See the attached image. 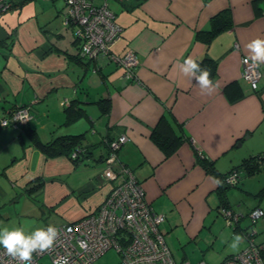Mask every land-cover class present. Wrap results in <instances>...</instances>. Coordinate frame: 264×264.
<instances>
[{
	"label": "crops",
	"instance_id": "obj_1",
	"mask_svg": "<svg viewBox=\"0 0 264 264\" xmlns=\"http://www.w3.org/2000/svg\"><path fill=\"white\" fill-rule=\"evenodd\" d=\"M35 8L34 15L16 25L0 22V118L18 105L28 106L31 115L17 130L0 127V204L11 200L15 189L35 190L57 212L74 203L75 212H63L68 221L84 216L110 189L101 174L107 141L125 135L128 140L117 158L133 172L145 201L164 215L160 229L169 250L173 234L178 252L185 236L205 250L215 249L221 261L246 247L243 232L250 225L244 218L253 208H262L263 195L254 194L264 188V171L250 176L238 170V183L229 187L227 196L230 210L240 218L228 226L219 205L218 179L200 160L212 161L224 175L249 158L264 157V64L258 68L255 89L241 77L248 55L245 45L264 39V0H144L124 8L133 11L132 17L117 19L114 13L121 37L112 52L133 53V77H125V70L111 62L99 68V82L87 71L93 63L84 68L74 58L69 28L60 32L57 26L45 25V19L38 18L44 9ZM227 8L232 27L207 45L196 41L195 33L209 29L211 17ZM71 44L75 46L74 40ZM188 57L216 63L212 95H202L195 80L180 73L179 65ZM94 86L100 96L95 101ZM105 98L100 108L95 102ZM68 106L83 112L65 123ZM162 114L181 136L166 156L150 138ZM32 129L43 142L84 133V143L101 154L92 153L95 160L89 167H74L63 155L48 158L30 145ZM96 162L102 168H96ZM89 185L94 189L86 194ZM258 225L257 236L264 234V217ZM237 234L243 240L233 249ZM181 260H187L184 252Z\"/></svg>",
	"mask_w": 264,
	"mask_h": 264
},
{
	"label": "built area",
	"instance_id": "obj_2",
	"mask_svg": "<svg viewBox=\"0 0 264 264\" xmlns=\"http://www.w3.org/2000/svg\"><path fill=\"white\" fill-rule=\"evenodd\" d=\"M14 0H0V18L13 6ZM67 12L62 18L63 26L71 30L80 59H110L125 70L127 78L133 77L137 64L133 53L122 56L111 53L114 43L120 38L121 27L116 25L113 14L104 6L94 4V0H64ZM241 77L255 89L260 79L258 68L243 62ZM24 117L27 120H21ZM30 116L26 107H17L10 118L0 122L1 126L12 125L17 129L27 124ZM128 140L120 135L107 142V155L101 174L110 182V189L96 209L84 216L55 226L60 235L54 249L43 254L33 253V264H53L58 257H67L68 264H92L104 252L114 249L119 255L116 264H189L175 261L165 243L160 226L165 220L144 199L143 190L133 172L119 162L117 151ZM72 157H75L73 153ZM238 170H233L223 178L227 187L236 185ZM264 195V193H263ZM226 225H234L240 215L223 208ZM264 212L254 208L246 217L255 223ZM242 217V215H241ZM255 231L243 232L247 245L239 252L224 258L219 264H264V243L254 239ZM85 242L87 247H81ZM0 264H17L5 255L0 247ZM197 264H206L201 261Z\"/></svg>",
	"mask_w": 264,
	"mask_h": 264
},
{
	"label": "rangeland",
	"instance_id": "obj_3",
	"mask_svg": "<svg viewBox=\"0 0 264 264\" xmlns=\"http://www.w3.org/2000/svg\"><path fill=\"white\" fill-rule=\"evenodd\" d=\"M102 1L103 0H94V4L99 5L101 4ZM108 4H109V8L111 9V11H113V13L116 14L117 19L124 18L125 16L132 17L131 14L133 13V11H129V12L126 11L124 8L121 7V5L118 2H115L114 0H108ZM37 6L44 9L43 14L42 15L40 14V17L38 18L40 19L44 18L45 25L57 26L60 32L67 30L63 26V23H62L63 14L66 11L65 8L63 7L64 6L63 0H55L54 2L47 1V0L29 1L25 3L20 8V10L17 9L19 8L17 7L16 9L12 8L6 11L4 13L3 18L0 19V22L6 23L7 21V25H9L10 22L16 25L18 24V22L27 19L28 16L34 15V10L36 9L35 7ZM8 15L10 17H8ZM115 23L116 25H118L116 19H115ZM66 34L69 37V40H70L69 44L72 48V51L75 52L74 58L77 59L78 65H81L85 68L86 67L85 63H87L88 65L90 63L87 60L78 59L77 49L75 46L73 47V45L71 44V41L73 40V38H72L71 33L69 32V29H68V32H66ZM92 63H93L92 64L93 66L91 65V67L88 68L87 71L89 75H92L93 78L97 80V82H99L100 78L98 74H96V71H93L95 69L94 61H92ZM95 89L96 88L94 86V90L92 92L93 101H95L98 97H100L98 94V90H95ZM93 154H94V157H98L101 153L99 152V150L95 149ZM90 161H93V160L90 159ZM95 167L100 169L102 168V164L99 162L98 163L96 162ZM262 174H263L262 176H264V173ZM253 182L255 183V181ZM232 189L235 190V188H232ZM255 194H254V197L258 198V196H255ZM243 198L247 200H253V201L256 200V199H249L248 197H245V196ZM261 200H262L261 202L262 208H259V209L264 212V196H262ZM231 204L235 206L232 202ZM76 210H77L76 205L72 203V204H67L64 211L57 212L53 208H50L49 206L45 205L43 197L41 195H38L37 191L33 190L32 193H28L27 191H25V189L22 190L21 192L15 189L13 192V198L11 200L4 201L0 204V229L7 228L9 230H13V229L20 227L24 230L26 234H31L36 229L46 228L49 225L57 226L64 222H67L69 218L63 212H66V211L75 212ZM263 217L264 216L259 217L255 223H252L251 218L249 217L244 218V220L248 221V225H250L247 231L249 232H251L252 230L255 231L254 239L256 243L260 241L264 243L263 242L264 234L259 233L257 236V233H258L257 227H259L258 222ZM184 237L180 239L181 248L183 249V250H180L181 252H178L176 250L178 245L175 243V241H177L175 234H173V236L168 240L171 246L170 251L175 261L177 262L183 261L189 264H197L201 261L205 262L206 264L207 263L208 264H219L220 263L221 257L219 256V254H217L215 249L205 250V248L201 247L200 244H196L195 241L188 242L187 239ZM246 243H247V240H245V244ZM262 243H258V244H262ZM182 252L186 254L187 260H181ZM46 260H48V257L46 258ZM46 260L44 262L47 264H50ZM118 261H119V255L114 249H110L104 252L102 255H100L96 259V261L93 262L92 264H116Z\"/></svg>",
	"mask_w": 264,
	"mask_h": 264
},
{
	"label": "trees",
	"instance_id": "obj_4",
	"mask_svg": "<svg viewBox=\"0 0 264 264\" xmlns=\"http://www.w3.org/2000/svg\"><path fill=\"white\" fill-rule=\"evenodd\" d=\"M29 1H32V0H22V2L18 3V4H15L13 2L12 6L14 7L17 5H22V4H25ZM47 1L54 2L55 0H47ZM114 1L118 2L122 8L131 9L132 7L137 6L140 3H142L144 0H114ZM63 4H64L63 7L66 10L65 13L63 14V16H65L67 9H66V5L64 3V0H63ZM99 5H104L113 14L114 19H115V15H114L113 11H111V9L109 8L108 0H103L101 2V4H99ZM231 27H232V20H231V16H230V9H228V8L223 9L219 13H217L216 15L211 17L209 29L197 31L195 33V40L198 42H201L204 45H207L218 34L224 32L226 30H229ZM120 37H121V34H120ZM76 49H77V47H76ZM111 53L114 54L112 52V48H111ZM78 59H80V58H78ZM84 60H86V59H84ZM93 61L95 63V69L93 71H96V73L100 71V69L102 68L101 67L102 64H107V63L109 64L111 62L116 64L114 61H112L110 59L105 60L103 58L93 60ZM88 62L92 63L91 60H89ZM197 62L200 63L201 68L207 69L210 71V73H211L210 78L213 80V78L216 75V63L212 59H209L207 57H203L201 60H199ZM117 66L120 68H123L122 66H119V65H117ZM101 76H104V75H101ZM128 79H132V78H128ZM105 101H106V98L102 99V100L100 99V100L96 101L95 103L96 104L99 103L100 108H102ZM105 103H107V102H105ZM17 107H26L28 109V113L30 116L29 120L31 119L29 107L26 105H18L15 108H13L12 110H10V112H8L7 114H4L0 118V122L4 119L10 118L12 113L17 109ZM82 112H83L82 108H79V110H76L72 106L66 107L64 109L65 123H70V122L74 121L75 119L79 118L82 115ZM0 127L1 128H11L14 130H17L18 128H20V127H18L17 129H15L12 127V125H7L5 127L0 125ZM28 138H29L28 140H29L30 145L33 146L35 149H37L39 152H41L42 154H44L48 158H50V157L53 158V157L63 155L73 164L74 167H77L80 165H83L84 167L90 166V163H88V162H90V159L92 157V153H93L92 147H94V145H91V144L88 145V144L84 143V140H85L84 139V133L58 135V136L53 137L52 139H50L47 142H43L37 137L36 132L32 129V130H29V132H28ZM150 138L154 142V144H156L163 151V154L165 156L169 155L170 152L172 151V149H174V147L177 144H179L181 141V136L176 135V133L173 130V127L171 126V123L167 120V118L163 114L161 115V118L158 120L157 125L153 129V131L150 135ZM73 153H75V157H72ZM93 160H95V158ZM96 161L101 162L102 160H101V158H98V160H96ZM200 161L203 163V166L205 167V169L209 173H211L213 176H216L218 181H220V183H219V189H220L219 205L221 207H224V208H227L230 210L231 207L229 206L228 196H227V191H228L229 187L225 186L223 183V178L228 173L224 174V175L219 173V171L217 170V168H215L212 161H209V160L204 159V158ZM236 169L242 170L246 173V175H250V176L258 174L259 172L264 171V157H262V155L261 156L259 155V156L249 158V159L243 161L239 166L232 169L231 171L236 170ZM237 183H238V181H237ZM237 183H236V185H237ZM109 184H110V182H109ZM236 185H233V186H236ZM93 189L94 188L89 185L85 193L86 194L89 192L92 193ZM263 193H264V188L262 190H260L257 194H255V196H258V197L262 196ZM62 224H64V223H62Z\"/></svg>",
	"mask_w": 264,
	"mask_h": 264
},
{
	"label": "clouds",
	"instance_id": "obj_5",
	"mask_svg": "<svg viewBox=\"0 0 264 264\" xmlns=\"http://www.w3.org/2000/svg\"><path fill=\"white\" fill-rule=\"evenodd\" d=\"M245 48L248 53L244 60L245 64L250 62L253 68H259L264 64V39L255 38L248 42ZM179 71L184 77L195 80L202 95H212L215 92L216 85L210 78V71L201 68L200 63L192 57L186 58L179 65ZM20 119L27 120L24 117ZM216 183L219 184L220 181L217 180ZM59 235V230L52 225L36 229L31 234H26L20 227L13 230L3 228L0 229V247L4 249L5 255L17 261V264H33V253L43 254L52 251ZM242 240V236L235 235L230 247L238 248ZM81 247L86 248V243L81 242ZM53 264H68V259L67 257H58L53 261Z\"/></svg>",
	"mask_w": 264,
	"mask_h": 264
},
{
	"label": "water",
	"instance_id": "obj_6",
	"mask_svg": "<svg viewBox=\"0 0 264 264\" xmlns=\"http://www.w3.org/2000/svg\"><path fill=\"white\" fill-rule=\"evenodd\" d=\"M242 217H244V215L242 214Z\"/></svg>",
	"mask_w": 264,
	"mask_h": 264
},
{
	"label": "flooded vegetation",
	"instance_id": "obj_7",
	"mask_svg": "<svg viewBox=\"0 0 264 264\" xmlns=\"http://www.w3.org/2000/svg\"><path fill=\"white\" fill-rule=\"evenodd\" d=\"M224 208V207H223Z\"/></svg>",
	"mask_w": 264,
	"mask_h": 264
}]
</instances>
